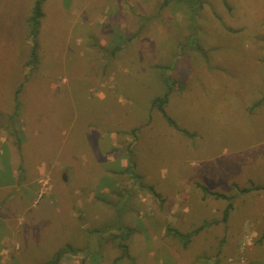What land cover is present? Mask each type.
I'll return each instance as SVG.
<instances>
[{
    "label": "rangeland",
    "instance_id": "obj_1",
    "mask_svg": "<svg viewBox=\"0 0 264 264\" xmlns=\"http://www.w3.org/2000/svg\"><path fill=\"white\" fill-rule=\"evenodd\" d=\"M34 1L0 0V264H264V0H45L30 65Z\"/></svg>",
    "mask_w": 264,
    "mask_h": 264
},
{
    "label": "trees",
    "instance_id": "obj_2",
    "mask_svg": "<svg viewBox=\"0 0 264 264\" xmlns=\"http://www.w3.org/2000/svg\"><path fill=\"white\" fill-rule=\"evenodd\" d=\"M171 1L172 0H164L163 5H167ZM177 1L182 2V4L187 5L189 7L188 11L193 18L197 14L198 9L201 8L203 4V0H177ZM44 2L45 0H35L32 6V9H31V14L29 15L27 19V28L29 30V37L32 38L31 59L29 60L30 65L31 64L35 65L39 59V45H40L39 34H40L41 25H42V19L44 17ZM164 81L167 85V90L162 95L156 96L152 102V105L159 108L162 112H165V105L169 101V96L172 93L173 88H174L173 82L168 75L164 76ZM17 95H16V98H17ZM19 106L20 104L18 103L17 104L18 109H19ZM168 118L170 120V123H174V121L170 117ZM261 188H264V185H255L253 187H245L243 188L242 191H249L252 189H261ZM214 194L218 197L225 196L223 193H214ZM203 227L204 225H201L193 229L190 232H186V233L181 232V236L182 238H184V242H185L184 245L186 246L189 240L191 239V237L194 234L198 233ZM171 231H174V233L179 234V231H176L174 229H172ZM121 246H123L125 249L127 248L126 244H122ZM66 249L67 248L60 250L52 261L47 262L45 264H58Z\"/></svg>",
    "mask_w": 264,
    "mask_h": 264
},
{
    "label": "crops",
    "instance_id": "obj_3",
    "mask_svg": "<svg viewBox=\"0 0 264 264\" xmlns=\"http://www.w3.org/2000/svg\"><path fill=\"white\" fill-rule=\"evenodd\" d=\"M17 250V249H16ZM2 251H0V254H1Z\"/></svg>",
    "mask_w": 264,
    "mask_h": 264
}]
</instances>
